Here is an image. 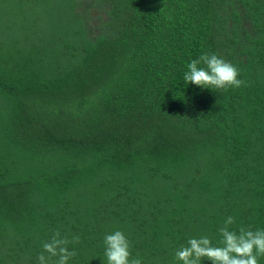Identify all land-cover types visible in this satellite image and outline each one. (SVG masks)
<instances>
[{"label":"trees","instance_id":"16d2710c","mask_svg":"<svg viewBox=\"0 0 264 264\" xmlns=\"http://www.w3.org/2000/svg\"><path fill=\"white\" fill-rule=\"evenodd\" d=\"M36 1L0 0V264H36L57 230L80 237L69 264H107L117 230L180 264L229 216L264 229V0H90L89 24ZM204 54L247 86L185 84Z\"/></svg>","mask_w":264,"mask_h":264},{"label":"clouds","instance_id":"9594fccd","mask_svg":"<svg viewBox=\"0 0 264 264\" xmlns=\"http://www.w3.org/2000/svg\"><path fill=\"white\" fill-rule=\"evenodd\" d=\"M239 70L217 54H204L187 64L184 73L185 84H192L204 90L239 89L246 81L239 78ZM234 217L225 219L224 225L218 230L220 240L213 244L208 236L190 238L186 246L175 252L180 264H259L264 258V229L253 231L239 227L231 230ZM80 243V237L73 235L71 239L62 236L57 230L51 238L42 244V251L36 258V264H69L76 256V251L69 250V245ZM107 264H143L138 257H133L130 242L123 232L117 230L104 237Z\"/></svg>","mask_w":264,"mask_h":264},{"label":"rangeland","instance_id":"374dc122","mask_svg":"<svg viewBox=\"0 0 264 264\" xmlns=\"http://www.w3.org/2000/svg\"><path fill=\"white\" fill-rule=\"evenodd\" d=\"M58 1V2H55ZM77 2L79 5L76 6L74 9L79 11L80 18H83L87 21V24L90 22V14L91 12H95V7L93 2H89L90 0H54V1H36V3L31 8L27 7V9H31L33 11L32 15L46 18H56V13H61V11H65L61 6L67 2ZM54 2V3H53ZM68 6V5H66ZM69 6L67 7L66 11H69ZM50 14V15H49ZM47 20V19H46Z\"/></svg>","mask_w":264,"mask_h":264}]
</instances>
